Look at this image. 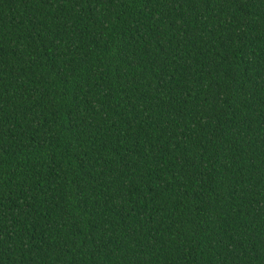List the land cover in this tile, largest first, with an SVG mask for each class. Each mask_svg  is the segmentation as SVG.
Here are the masks:
<instances>
[{
	"label": "trees",
	"instance_id": "16d2710c",
	"mask_svg": "<svg viewBox=\"0 0 264 264\" xmlns=\"http://www.w3.org/2000/svg\"><path fill=\"white\" fill-rule=\"evenodd\" d=\"M0 264H264V0H0Z\"/></svg>",
	"mask_w": 264,
	"mask_h": 264
}]
</instances>
